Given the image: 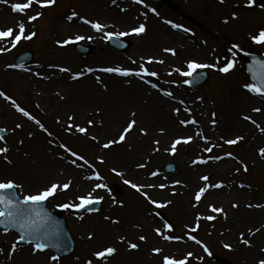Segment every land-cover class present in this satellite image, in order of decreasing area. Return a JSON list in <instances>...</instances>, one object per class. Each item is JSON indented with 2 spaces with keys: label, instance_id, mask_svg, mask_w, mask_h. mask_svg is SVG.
I'll use <instances>...</instances> for the list:
<instances>
[{
  "label": "rangeland",
  "instance_id": "374dc122",
  "mask_svg": "<svg viewBox=\"0 0 264 264\" xmlns=\"http://www.w3.org/2000/svg\"><path fill=\"white\" fill-rule=\"evenodd\" d=\"M11 1L24 2V0ZM98 1L100 0H56L54 7L45 9H39L38 6L33 5L29 12H32V14L38 10L43 12L41 18L28 25V29L35 31L36 36L31 40H21L15 48L7 53H0V90L5 91L6 95L14 99L21 107L28 110L30 114L34 115L36 119H39L41 123L53 133V137H48L47 134L33 121L31 122V120L17 112L12 106L10 100H5L3 97H0V111H8L5 113L2 112V114L0 113V127L9 130L11 133L10 137L5 140L7 146L10 148L8 156L13 161L12 165H7L0 160V179L12 178L20 184L21 187L16 190L21 197L26 193L37 191L49 182H64L66 180H71V186L67 191H59L54 197H51L46 201V205L51 210H62L68 229L75 241V251L68 257H62L59 261L55 262V264H84L85 260L92 258L90 257L91 250H95L101 245L109 242L115 244L119 249L118 253L111 258V264H128L129 260H135L139 249L137 251L128 250L125 244L116 240V237L119 235L125 236L123 233L125 228H130V230L137 233L138 236L145 235L147 237L141 248L152 249L155 247L163 250L162 253L155 255V261L152 260L151 263L146 262V264H161L162 260L160 259L163 255H169L176 259H181L187 252H192L193 255L188 257L186 264H219V257L225 260L227 264H256L259 259H264V253L260 251L264 248V241L258 243L255 241L258 246L261 245V248L259 247L257 252H246L245 245L241 242V239L235 237V235H232V237L229 236L228 238L227 236L220 235V222H215L210 225H204L199 222V227L195 232H192L191 228L195 227L197 222L192 220L191 217L186 219V216H183V212L181 213L179 209V204L181 202L177 201L179 197H174V199L170 201L171 203H166L163 208H156L145 200L142 195L123 183V179H130L137 184H144L143 180L139 178V175L141 174V178H151L149 181H151L153 185L170 183L180 190L185 189L184 186H187L188 184V178H185V168L181 167L182 165L179 164L178 159L175 156L167 157L160 162L161 166L159 168L158 177H149L144 173L142 168V170L135 168L130 163L132 168L139 170L138 173H135L131 167H128V161L123 157L122 151L127 147L125 142L115 144L109 149H102V151L99 139L103 136L100 137V132L94 126H89L88 132H91V137L95 135L97 137L96 140H92L91 138L86 139L81 133L75 132L74 129L71 133L65 132L64 128L68 123L66 118L68 111L64 110L62 112H55L57 116L61 115V123H57V119L52 120L49 118L43 111L45 109H52L53 104L51 101L44 102L35 99L33 93H35L34 89L36 86L32 88L24 74L26 73L33 76L37 72L49 73V71H47V68L49 69V64L68 67L72 71H81L89 66L92 68H99V66L106 65L135 67L131 64L129 57L136 60L137 63H140L141 57L147 58L149 56H154L158 59L161 58L162 60H165V57L169 56L168 59L171 60L170 64L172 66L169 63L146 64L145 66L150 71H157L159 74L158 78L146 77V79H151L153 82L160 83L161 87L167 90L175 91L173 94L176 99L182 98L188 102L187 106L191 107L192 113L197 119L198 124L189 125L187 127L180 125L178 133L175 129V132H167L170 139L167 140L166 146L169 148L172 139L177 136H187L191 134L194 139L197 138L202 142L204 147H206L208 145L195 135L197 131H202L208 138L210 144H218L219 147H213L211 153L202 152L198 156L207 158L211 155L223 156L225 152H232L233 157L243 160L248 165L249 169L246 173L241 168V165L237 163V159L228 157L229 160L235 163L236 169L241 168L239 173H236V171L233 173L236 184L230 188L232 190H240L243 188L238 185H246V187H244L247 196L246 203L253 205L259 204L263 207L264 166H262V162L264 161V158L259 156L257 149L259 145H263L262 147H264V133L260 132L250 121L243 120L241 123L239 122V124H236L235 121L230 123L225 120H227L226 117L228 113L243 112L244 115L251 116L257 124L264 128V96L250 93L242 87L243 84L252 81L244 72L243 65L237 58V55L241 52L264 54V47L254 45L248 39L249 32H252L258 26L264 25V12L260 11L259 8H232V5L236 3L242 4L243 0H225L223 5L219 4L218 0H203L205 5L192 3L191 0H173L180 11L179 14L170 13L166 9L150 2L138 4L134 3L132 0H116V4L122 5L128 3L137 6L140 13V17H138V20L140 21L138 22L145 23L147 29L146 32L139 37L135 35L123 37L131 42V45L126 52L121 53L118 50L108 47L104 42L105 39H103L102 32L97 33L99 36L97 41L94 39H92V41H88L87 39L80 41L87 45L91 44L92 49L95 50L94 53L92 51V53L88 55L77 53L73 43L63 47L59 46V48L51 45L49 41L51 37H56L58 40H61L70 36V30L76 33L79 32V30H75L69 25L67 19H64V15H69L72 11H75L80 15H85V18L89 17L88 19L90 20L93 17L101 20V15L92 10ZM153 8L156 12L149 11V9ZM209 9H212L219 16V22L212 20V17L209 14ZM232 10L238 11L239 19L229 20V23L225 24L223 22L224 17ZM2 12L3 10L0 11V13ZM90 13H93L92 16ZM0 16L3 17L2 14H0ZM166 17L170 19H166ZM76 19L79 20L78 18ZM164 20L172 21L173 23L182 25L184 28H188L190 31L186 33H188L187 36L190 40L184 38L181 41H175L172 36L174 28ZM215 26L219 28V31H214ZM128 27L129 26L127 25H123V27H119L120 29L106 28L105 31H124V29ZM206 31L210 33V37H208L209 41L206 37H204L206 41H204V39L202 40L203 43L208 46L209 51L202 46L203 51L201 50V53H199L198 50L195 49V45L189 34L206 36ZM217 33H220L221 35ZM165 39L169 40H166L164 45L158 44L159 40ZM233 43H239L244 51L234 49L236 52L234 58L236 61L235 67L227 74L211 69H203L209 73V78L204 84L194 88L187 87L181 82L187 77H181L175 72H173L171 76L168 75V72L174 67L183 68V62L186 59L195 58L201 62L213 63L216 62L217 57H227L229 56L228 48L231 47ZM164 47L174 48L177 54L175 56H172L169 53L166 55L161 54ZM213 47H215V49ZM27 49L32 50L34 53L33 63L26 68L27 70H19L18 72V70L12 68H5L6 64L12 63L17 54ZM213 50L214 52L210 53ZM222 63L223 61H221L218 66H222ZM31 70L32 72H30ZM67 75L69 74H64L66 78H69ZM111 76H113V80L116 82L125 81L124 77H119L116 74H112ZM165 80H176L177 83L163 84V81ZM60 81H62V79L55 82V85L57 86L60 84ZM94 81L95 85H97L95 79ZM107 83H109V81ZM49 85L50 84L47 85L48 88ZM100 85L98 87H94L93 85L90 87H84V89H79L74 93V96H72V100L75 102V106L73 105V107H79L81 112L91 113L92 117H96L95 124L98 123V114L95 111L97 108L100 110H111L115 107H122V110H125L124 113L136 111L144 113L145 115L149 112L145 108L146 103L143 100L145 97L144 95L138 94L133 96V93L127 90L111 89L110 87H107V91H105L104 87L102 89ZM146 86L150 91L157 92L156 90L151 89L148 85ZM48 88L41 86L40 90L47 92L50 89ZM60 89L62 88L60 87ZM245 92L251 96V99H249L251 104L248 107L243 105L245 97L248 96ZM65 93H67V91H65ZM104 94L106 96H104ZM198 95L202 96L204 98L203 101L208 105L206 114L208 122L204 121L203 108L199 101L196 100V96ZM105 98L114 101L112 108L103 104V102L106 101ZM37 105H39V107H37ZM253 107L261 108V112H252L251 109ZM69 111H71V109ZM212 112L216 113L215 119L217 121V128L209 123L212 119ZM80 114L81 113H79L78 117L75 116L74 122L80 123L82 126L84 121H81L79 118ZM151 114V119H145L142 117L139 120L138 117H136L137 124H143L141 122L145 120V125L160 127V124L163 123L162 119L160 120V117L156 116L155 112H152ZM185 115L186 114L183 113V118ZM244 115L242 114V116ZM222 117H224L225 120L220 119ZM21 118L30 121L31 124H33L32 127H35L34 129H36L38 133L34 132L32 137H28L27 133L22 135L19 132L20 129L15 128V125L18 123L17 119ZM120 124L121 126L126 125V119L121 120ZM226 125L228 127H226ZM235 135H241L244 139L236 145L231 146L224 144L223 141L220 140V137L222 136L225 139H228L234 138ZM49 139L53 140L52 144L48 143ZM20 140H23V145L18 143ZM59 143H64L78 154L83 155L89 163L95 166L96 170L104 177V182L107 183L111 189V196L102 189L97 190L96 194L104 196V200L101 202L102 206L98 212L74 215L72 210H64L56 207L58 203L73 201L75 196L86 194L91 190V186L94 183L99 182L85 179L86 176L91 175V169H88L86 166L81 168L68 163L72 157L67 153H64L63 149L58 147ZM249 143H255V147L252 146V148L246 152L245 147L246 144ZM53 145L66 157L63 160L59 159L60 161H51L50 168H47L48 175L44 178V183H37V181L40 182L43 180V178H39L41 167L38 165V162L46 161L47 156L51 157L50 152L53 149ZM0 146H3V142H0ZM182 146L183 145L180 144L177 145V147ZM181 151L182 150H178L176 152ZM25 153H27V155H25ZM191 154L197 155V152L194 151ZM97 156L103 157L104 162L100 163L97 160ZM167 162L174 164L176 168L175 172L165 173L163 171L164 165ZM53 163H57L56 168L52 167ZM81 163V161H77L78 165ZM63 167L65 168V171L70 172V174L66 175L63 179H60L59 176L62 175L64 171ZM113 167L117 168L118 171L125 173V175L123 177L116 176L110 171ZM61 171L62 173H60ZM78 171H81L79 177L77 176ZM140 171H143L146 177H144V174L140 173ZM227 174L228 173H224L220 177L225 182L229 179ZM34 175H38L37 180L34 179ZM176 180L181 181V183L173 184V181ZM224 189L225 187H223V190ZM144 191H146L152 199L161 203L168 201L165 199L164 189L153 187L150 189L145 188ZM113 197L117 201L116 204L112 203ZM120 201H123V206L120 205ZM156 213H159V215H156ZM78 215L83 218L78 219ZM104 216L116 219L119 223L114 224L111 222V219L105 220ZM163 216L173 222V229L171 232H167V230L164 229L165 222L163 221ZM235 220L241 222L238 218ZM95 223L102 226L100 234H97L94 231V228H90V224ZM185 225H188V227L185 228ZM157 227L161 228L162 232H165L166 234L182 236L183 239L180 241H166L162 239L161 236L151 233V228ZM88 232L94 233V238L92 240L88 239ZM185 232H188L189 235H194L201 243L198 244L195 240L188 239V237L184 235ZM15 235L14 232L4 234L0 231V247H3L5 252ZM249 240L250 242H253L251 239ZM131 241L134 242V240ZM224 244H229L231 247L225 248L223 246ZM205 246L208 248L211 255L204 251ZM26 247L29 246L19 245L11 261H8L5 255H0V264H17V261L27 253L24 251V248ZM45 253L53 255V253L48 250H46ZM128 253H130V256H128ZM77 257H79V260H77ZM31 264L45 263L32 262ZM49 264H54V262Z\"/></svg>",
  "mask_w": 264,
  "mask_h": 264
},
{
  "label": "snow or ice",
  "instance_id": "6c2138e0",
  "mask_svg": "<svg viewBox=\"0 0 264 264\" xmlns=\"http://www.w3.org/2000/svg\"><path fill=\"white\" fill-rule=\"evenodd\" d=\"M0 3L7 4L9 3V0H0ZM112 3L115 4L116 0H112ZM134 3L143 4L144 0H134ZM218 3L223 5L225 3V0H218ZM56 4V0H24V2H16L11 3V11L15 14H22L23 16H26V20L21 18L15 21V23L11 26H3L0 27V53H7L11 51L13 48H15L18 43L21 40H31L33 37L36 36V32L33 30L28 29V25H30L32 22L36 21L37 19L41 18L43 15L42 11H35L34 14L28 15L26 10L31 9L33 5L38 6L39 9H45L54 7ZM233 9H240V8H246V9H252V8H259L260 11L264 12V0H243V3H236L232 5ZM122 12L125 11V9H120ZM149 11L156 12V10L149 9ZM143 15V13H142ZM78 18L80 21H82L84 24L89 25L93 30L96 32H102L103 33V39L105 40H113L120 37H126V36H132L135 35L137 37L143 35L146 32V24L141 22L134 24L128 28L127 31H105L106 28L114 27L113 25L109 24H103L99 22L98 20H90L85 18L84 16H80L77 12L72 11L71 14L67 15L66 19L68 21H72L73 18ZM239 19V13L236 10H232L224 17L223 22L225 24L229 23V20H238ZM166 23L170 24L172 28L174 29H182L184 32H189L190 30L188 28H184L182 25L173 23L172 21H165ZM91 40L93 39L92 36H83L76 34L74 36H69L68 38L57 40L56 44L63 47L65 45H69L72 43H75L77 41L81 40ZM248 39L251 41L254 45H259L264 47V25L258 26L256 29H254L252 32L248 33ZM235 50L244 51L243 48H241L239 43H233L231 47L228 48L229 56L227 57H217L216 62L208 63V62H201L198 59L191 58L186 59L183 62V68L181 67H174L169 72L168 75L171 76L173 72L178 73L181 77H187L183 79L181 82L184 85L191 86L194 82V80H199L204 73L199 72L200 69H211L218 71L220 73L227 74L235 67V56L236 52ZM162 52L169 53L172 56H175L176 50L172 47H164L162 49ZM251 54V53H249ZM129 60L132 65L135 67H122V66H108V67H99V68H92V67H85L81 71H72L68 67H61L56 64H49L48 67L50 69H57L61 73H68L69 78L73 81L79 80L81 77L85 75V73H93V72H101V73H109V74H116L119 77L124 78H138L140 81H142L144 84L148 85L151 89L156 90L158 93H160L161 96L170 98L172 100H175L176 103L179 105L178 107H172L170 109L173 116L176 118V121L181 126H189V125H197L198 121L194 117L192 113L191 107L187 106L185 104V101L183 99L176 100V97L174 96L173 92L170 90H167L163 87H161V84L158 82H153L151 79H146V77H157L159 76L157 71H150L145 65L146 64H152V63H159L163 64L164 60L158 59L154 56H149L147 58L141 57L140 63H137L136 60H133L131 57H129ZM221 61H223L222 66H218ZM22 64H6L5 68H22ZM249 72L252 75V79L254 82L245 83L242 85L244 89H246L248 92L253 93L255 95L264 96V59H259L254 54L252 55V63L249 65ZM35 75L41 77L42 79L48 80V76H44L41 73L37 72ZM97 84H103L101 77L96 76L95 77ZM125 83L130 84L131 80H125ZM176 80H165L163 81V84H176ZM104 90L107 91V86L103 85ZM58 96H60L59 93H57ZM0 97H3L5 100H10L12 106L15 108V110L19 113H21L24 117H27L29 120L33 121L43 132L47 134L48 137H53V133L48 130L47 127L39 119H36V117L28 110H26L24 107H21L14 99H12L10 96L6 95L5 91L0 90ZM65 97L60 96V99L63 100ZM203 97L202 96H196V100L203 103ZM39 107V105H37ZM181 109H183V112L186 114L184 118H180ZM96 113L100 114V109L97 108ZM252 112L259 113L261 112V108L259 107H253L251 109ZM91 115V113L89 114ZM137 113L136 111H130L129 118L126 119V126L122 127V130L118 131L117 135L112 138L108 139L106 142H104L101 147L103 149H109L111 146L115 144H120L122 142L126 141L127 135L131 133V131L134 129V126L137 125V119H136ZM212 119L209 121V123L213 126L216 125L217 121L215 119L216 113H211ZM245 121H250L253 125L256 126V128L264 133V128H262L257 122L252 119L249 115H244L242 117ZM74 116L68 115L67 116V126L64 128V131L67 133H71L74 129L75 132L81 133V134H87L88 127L81 126L80 123L74 122ZM57 123H61L59 117L57 118ZM102 125V121L99 122ZM94 124L93 119H88L86 121L87 126H92ZM22 125L20 123H17L15 125L16 129H20ZM4 129H0V132H3ZM166 130L161 127L159 128V132L163 134ZM139 132L142 135H147V130L144 127L139 128ZM28 137H32L33 133L29 131L27 133ZM197 137H199L201 140L205 142L206 147L202 149L205 153H211L213 150V147H219V145H212L209 143L208 138L203 134L202 131H197L195 133ZM92 140H96L97 137L93 135L91 137ZM194 139L193 135L189 134L187 136H177L176 138L172 139L170 147L165 149V151H168L170 154H174L177 150V145L183 143L188 144L192 142ZM244 139L241 135H235L234 138H228L225 139L223 136L220 137V140L223 141L226 145H236L240 141ZM0 142H3V146H0V160H2L7 165H12L13 161L9 158L8 153L10 152V148L7 146V142L5 140L4 136H0ZM20 145H23V140H20L18 142ZM49 144L53 143V140L49 139ZM153 144H159L158 140H153ZM58 147L60 149H63L64 153H67L72 159L68 161V163L84 168L85 166L88 169H91V175L86 176L85 179L92 180V181H99L97 183H94L91 186V190L88 191L86 194H80L74 197L73 201H68L64 203H58L56 205L57 208L64 209V210H72L73 214L80 213L81 210H84L86 212H98L99 209L97 207H94L96 205H100L101 202L104 200V196L98 195L97 190H104L106 191L109 196H111V189L109 188L108 184L104 182V177L99 173V171L96 170L95 166L89 163L87 159L83 155L78 154L76 151L72 150L71 147L67 146L64 143H59ZM157 150L158 149H154ZM258 154L261 158H264V147L258 148ZM27 155V153H25ZM224 157H233L232 152H225L223 156L221 155H211L207 158H203L200 156H197L196 159H193L191 161L192 164H207L209 160H215L219 161L222 160ZM234 159H237V163L241 165V168L246 173L248 172V165L243 161L239 160L236 157H233ZM60 159H65L63 155L60 156ZM97 160L100 163H103V157L97 156ZM77 161H81V164H77ZM137 168H144L145 164H137ZM241 168H237L235 171L236 173H239L241 171ZM112 173H114L116 176L123 177L125 173L118 171L117 168L113 167L110 169ZM151 176H157V171H152L150 173ZM201 181H204V185L202 187H199L195 193H194V200L196 202H199L202 198V196L209 190V188L219 189L222 188L223 182L217 181L215 183H209L210 177L208 175H202L199 178ZM123 183L125 185H128L130 188L134 189L136 192H138L140 195H142L145 200H147L150 204L155 205L156 208H163L165 207L166 203H171L170 201L161 203L155 199H152L149 194L144 191L145 188H153V187H159L161 189H164L167 187V185L161 183L159 185H153V184H137L133 182L130 179H123ZM181 181L176 180L173 181V184H180ZM71 186V180H66L64 182H49L48 184L42 186L40 189H38L35 192L32 193H26L23 195V198L21 199L17 193L15 192V189H18L21 187L20 184H18L14 179L12 178H4L0 179V231H2L4 234H8L11 229L16 230V235L14 236L11 244L9 245L7 251L5 252V249L3 247H0V255H5L6 259L8 261H11L13 259L14 253L17 251L18 246L21 242L26 243L32 254L36 253H45L47 249L49 248H56L60 250V244L59 243H50V238L55 236L58 238L59 233L53 230H50L46 224V220H50L51 217L48 215L46 210L42 207V204L44 201H47L49 198L54 197L57 192L59 191H67ZM241 188L246 187L244 184L238 185ZM112 203L116 204L117 201L113 197ZM121 206H123V201L119 202ZM194 207L196 205H193ZM248 208L256 207L259 208L261 205L256 204H248L246 205ZM233 208L238 207L237 204H232ZM208 208L212 213L217 214H224L226 216V213H224V209L221 207H215L212 204L208 205ZM156 215H159V213H156ZM78 219H82V216H77ZM105 220H110L111 222L116 224L119 223L118 220L112 219L109 216H104ZM201 219H206L208 221H212L216 219L214 215H208V216H201L199 213L196 214V225L195 227L191 228L192 232H195L196 229L199 227V221ZM188 225H185V228H187ZM164 229L167 230V232H171L173 229V226L167 222L164 223ZM153 231L158 235L161 236L162 239L166 241H180L183 239L182 236H176V235H170L166 234L165 232H162L161 228L157 227L154 228ZM255 231H260V229H256ZM248 236L253 235V230L248 229ZM185 236L188 237L190 240H195L198 244L201 243L199 240L196 239L194 235H189L188 232L184 233ZM88 239L92 240L94 238L93 232H88L87 234ZM147 237L145 235H139L138 240L139 241H146ZM241 242L251 247V242L249 239L245 238V234H240ZM116 240L120 243H123L126 245V248L128 250H138L140 245L139 243L132 242L131 240H128L125 236L119 235L116 237ZM225 248H230L231 246L229 244L223 245ZM69 245L65 243L63 245V250H67ZM119 249L118 247L109 242L106 244L101 245L99 248L93 250L90 253V257L87 260L84 261V264H111V258L114 257L118 253ZM151 251L155 254L162 253V249L160 248H152ZM204 251L206 253H209L208 248L205 246ZM262 253H264V248L260 250ZM193 255L192 252H187L184 254L183 258L176 259L175 257L169 256V255H163L162 256V262L161 264H186V261L188 257H191ZM211 255V253H209ZM94 258V259H93ZM47 259L51 262H57L61 259L59 255H49L47 256ZM77 260H79V257H77ZM256 264H264V259H259Z\"/></svg>",
  "mask_w": 264,
  "mask_h": 264
},
{
  "label": "bare ground",
  "instance_id": "6f19581e",
  "mask_svg": "<svg viewBox=\"0 0 264 264\" xmlns=\"http://www.w3.org/2000/svg\"><path fill=\"white\" fill-rule=\"evenodd\" d=\"M124 2V1H122ZM192 3H199L200 5H205L204 1L200 0H191ZM16 3L9 0V3L4 4L0 3V11L3 10L2 16H0V27L3 26H11L15 23L18 19H25L26 16H23L22 14H15L11 11L10 4ZM125 3V2H124ZM4 8V9H3ZM123 8L125 11H121L120 9ZM246 9V8H245ZM93 11L98 12L101 16V20H98L96 18H91V20H98L99 22L103 24H109L113 25L114 27L109 28H119L120 26L123 27V25L132 26L136 24L138 21V17H140L138 8L130 5V4H113L111 0H100L97 2V4L93 7ZM30 10H26L28 15H32V12H29ZM93 13H90L92 16ZM209 14L212 17V20L219 22L220 18L219 16L212 10L209 9ZM76 18H73L72 21H69V25L75 29L79 30L78 33L73 32L72 30L69 31L70 36H74L76 34L83 35V36H92L94 40L97 41L99 39V36L96 34V31L93 30L89 25L84 24L80 20H74ZM215 24V23H214ZM126 29V28H125ZM214 31H219V28L215 26ZM206 36L202 35H195V34H189L193 40L194 47L196 50H198L199 53H201L202 46L209 51L208 46H206L205 43H203V40H205L204 37L207 38L210 37V33L208 31L205 32ZM188 33H184V31L180 29H174V32L172 34L173 39L175 41H181L182 39L190 40L187 36ZM221 35L220 33H217ZM58 39L56 37L50 38V43L53 46H56L59 48V45L56 44V41ZM88 40V39H87ZM166 40H159L158 44L164 45L166 43ZM88 41H92L88 40ZM174 41V40H173ZM215 49V47H213ZM203 51V50H202ZM162 52V51H161ZM214 52L211 51L210 53ZM161 54L166 55L167 53L162 52ZM169 56L165 57L164 64H168L171 62V60L168 59ZM90 67V66H89ZM49 73H41L44 76H48L49 79L45 80L37 75H28L24 74V76L27 78L28 83L32 86V88L35 87V93H33L35 99H39V101L44 102H50L53 104L52 109L48 110L45 109L43 112L47 114L49 118L52 120H56L58 117L59 119H62L61 115L57 116L55 112H62L64 110H67V116L73 115L78 117L80 114L81 121H84L82 123V126H87L86 121L88 119H93L94 126L99 132L100 137L103 136L101 139H99L100 146L106 142L108 139L114 138L118 131L122 130L120 121L129 118V112L124 113L125 110H122V107H115L114 109L108 110L103 109L100 111V114L98 115V123L96 122V117H92V115H89V113L81 112L80 108H75L73 105L75 102L72 100V96H74V93H76L79 89H84V87H90L93 85L94 87H98L100 84L95 85V77L100 76L103 82L100 87L103 89V85L107 84V87H110L111 89H121V90H127L129 92L133 93V96L142 94L145 97L143 100L145 101V108L149 111L146 115L144 113H137L138 119L140 120L142 117L145 119H151L152 118V112L156 113V116L160 117V120L162 119L163 123L160 124L161 126H151V125H145L144 121L141 123L143 124H137L134 126V129L131 131L130 134L127 135L125 144L126 148L123 149V157L126 161H128V167L130 166V163L135 167L137 164H145V167L142 168L144 173L147 176H151L150 173L152 171H157L159 176V168H160V162L171 156H175L178 159L179 164H181L183 168H185V178H188V184L185 185V189H178L176 186H173L170 183H166L167 187L164 188L165 191V199L168 201H172L174 197H179L178 202H181L179 204V209L183 216H186L187 218H190L194 221H196V214L199 213L201 216H208V215H214L216 219L212 221H208L206 219H201L199 222H201L204 225H210L215 222L219 223V229H220V235L229 236L232 237V235H235V237H238L240 239V234L244 233L246 239H251L253 242H251V247L245 245V251L250 252H257L258 248H261V245L258 246L255 241L262 242L264 241V206L263 207H252L248 208L246 205V189H231L230 187H233L235 183L234 174L236 170V165L233 161L229 160L228 157H224L222 160L215 161V160H209L207 164H192L191 161L193 159H196L199 154H201L203 151L204 145L202 142H200L197 138L193 139L192 142L188 144L181 143L180 145H183L182 147H177V150H182L181 152H175V154H170L168 151H165L168 147L166 146L167 140L170 139V137L167 135V132L172 133V131H177L180 128V125L177 123L176 118L171 113L170 109L172 107H178L179 105L176 103L175 100H172L167 97H163L158 92H152L150 91L147 86L140 81L138 78H129L131 80L130 84L123 82H116L113 80V76L108 73H85L83 77H81L79 80L73 81L70 78H66L64 76L65 73H61L58 69H48ZM108 74V75H107ZM69 76V75H67ZM60 81L61 83L57 86L55 85L57 81ZM64 80V81H63ZM128 80V79H125ZM109 81V83H107ZM63 83V84H62ZM48 84L49 88H48ZM43 86L45 88H48L49 90L47 92H43V90H40V87ZM60 86L62 89H60ZM117 87V88H116ZM121 87V88H118ZM181 90V89H179ZM46 91V90H45ZM67 91V93H65ZM175 93V91H172ZM57 93L60 94V96H64L65 98L63 100L60 99V96L57 95ZM65 93V94H64ZM103 93V92H102ZM81 94V93H80ZM107 94V93H106ZM176 95V94H175ZM248 95V94H247ZM104 96H106L104 94ZM110 96V95H107ZM249 96V97H248ZM245 97L243 105L248 107L251 102L249 99H251V96L248 95ZM71 97V98H70ZM106 99V98H105ZM182 99V98H181ZM179 100V99H176ZM184 100V99H183ZM185 101V100H184ZM114 101L106 99V101L103 102V104L108 105L110 108H112V104ZM188 102L185 101V104L187 105ZM200 105L203 108V114H204V121L208 122L206 118L207 114V108L208 105L205 101L203 103L199 102ZM75 106V105H74ZM71 109V111H69ZM7 110V109H6ZM65 111V112H67ZM8 111L1 110L0 113L2 114ZM183 109H181L180 118H183ZM243 112H235V113H228L225 120L224 117L220 118L222 120H225L227 122H233L235 121L236 124L241 123L244 119L242 118ZM66 116V118H67ZM95 116V115H93ZM57 121V120H56ZM102 121V125L99 123ZM17 122L22 125L19 132L23 135L25 133H28L31 131L32 133L37 132L35 127H32L33 124H31L30 121L24 120V119H17ZM126 126V125H124ZM89 127V126H87ZM144 127L147 130V135H142L139 132V128ZM157 127V128H155ZM163 127L166 131L161 134L159 132V128ZM215 128V126H213ZM226 127H228L226 125ZM89 131V130H88ZM174 131V132H175ZM38 133V132H37ZM86 139L91 138V132H87V134H81ZM167 135V136H166ZM166 136V137H165ZM153 140H158L159 144H153ZM255 147V143H249L246 144L245 151L248 152L250 148ZM263 145H259L258 148L262 147ZM101 150L103 149L100 147ZM154 149H158L154 150ZM104 150V149H103ZM102 150V151H103ZM258 150V149H257ZM196 151L197 155H192L191 153ZM63 155L66 157L63 153L59 152L55 146L53 145V149L50 152V156L46 158V161L38 162V165L41 167V173L39 175V178H43L42 181H37V183H44V178L48 175L47 174V168H50V162H54L55 160H59L60 156ZM57 158V159H55ZM50 159V160H49ZM60 161V160H59ZM58 163V162H57ZM53 163L52 167L56 168V164ZM262 166H264V161L262 162ZM64 168V167H63ZM130 169V168H129ZM131 169L134 170L135 173H138L139 170H135L131 167ZM141 169V168H138ZM141 169V170H142ZM143 171H140V173H143ZM79 172V173H78ZM77 172V176L79 177V174L81 171ZM131 172V171H130ZM62 173V171L60 172ZM143 173V174H144ZM224 173H228L227 177L229 178L228 181H223L221 179V175ZM70 174V172H66L65 168L63 171V174L59 176L60 179H63L66 175ZM144 174V177H146ZM141 175V174H140ZM139 175V178L143 180L144 184H152L149 179L151 178H141ZM202 175H208L210 177L209 183H215L217 181L223 182V187L219 189L209 188V190L202 196L201 200L199 202H196L194 200V193L195 191L204 185V181H201L199 178ZM34 179L37 180L38 175H34ZM149 181V182H148ZM238 193V194H237ZM237 194V195H236ZM177 195V196H176ZM235 203L238 205V207L233 208L232 204ZM212 204L215 207H221L224 209V213H226V216L224 214H217L212 213L210 209L208 208V205ZM193 205H196L195 207ZM155 206V205H154ZM238 218L241 222L236 221L235 219ZM197 222V221H196ZM90 228H94V231L97 234H100L101 232V225L100 224H90ZM95 226V227H93ZM97 227V229H96ZM154 228H151V233L156 235V233L153 231ZM248 229L253 230V235L248 236ZM256 229H260V231H255ZM123 233L125 234L126 238L128 240H134V242L139 243V252L136 255L135 260H129L128 264H146V262H150L152 260L155 261V253L151 251V248H141L144 241L138 240V234L131 231L130 228H125L123 230ZM150 240V239H149ZM29 247L24 248L25 255L21 257L17 264H31L32 262H42L45 264L51 263L47 259V256H49L48 253H36L32 254ZM93 250L90 251V253ZM137 251V250H135ZM128 256H130V253H128ZM124 257V256H123ZM125 258V257H124ZM162 260V258L160 259ZM12 264V263H11Z\"/></svg>",
  "mask_w": 264,
  "mask_h": 264
},
{
  "label": "water",
  "instance_id": "95a60500",
  "mask_svg": "<svg viewBox=\"0 0 264 264\" xmlns=\"http://www.w3.org/2000/svg\"><path fill=\"white\" fill-rule=\"evenodd\" d=\"M157 1H161V2H167V0H157ZM240 58L242 59V62L244 63V65L246 66V70L248 71V73L250 74V76L252 77L251 73L249 72V65L252 63V55L249 54H242L240 55ZM257 58L259 59H264V56H257ZM31 56L30 54H27V57L25 58V61H30ZM207 75L204 74L200 79L199 82H202L206 79ZM193 83H196L195 81ZM1 136H6L7 133L5 131L0 132ZM166 171L169 170H174V166L172 165H168L165 168ZM98 205L94 206L97 207ZM42 207L46 210V212L48 213V215L51 217L50 220H46L45 224L46 226L53 231H56L59 233L58 238L53 236L50 238V243H59L60 244V250L56 249V248H50L52 250H54L57 254L59 255H65L70 253L73 250V242L72 239L69 235V232L67 230V226H66V222L64 220V218L60 217V213L56 214L51 212L50 210H48L45 206V203L43 202ZM15 230V229H13ZM16 231V230H15ZM24 243V242H21ZM67 243L69 245L67 250H63V245Z\"/></svg>",
  "mask_w": 264,
  "mask_h": 264
}]
</instances>
